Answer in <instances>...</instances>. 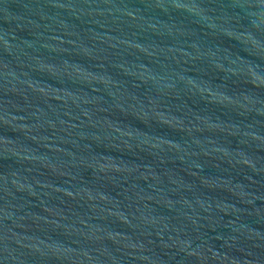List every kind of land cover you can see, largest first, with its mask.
Segmentation results:
<instances>
[{
	"label": "water",
	"instance_id": "1",
	"mask_svg": "<svg viewBox=\"0 0 264 264\" xmlns=\"http://www.w3.org/2000/svg\"><path fill=\"white\" fill-rule=\"evenodd\" d=\"M0 264H264V0H0Z\"/></svg>",
	"mask_w": 264,
	"mask_h": 264
}]
</instances>
